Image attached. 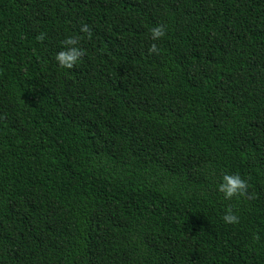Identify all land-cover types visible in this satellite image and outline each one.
Here are the masks:
<instances>
[{"label": "trees", "instance_id": "1", "mask_svg": "<svg viewBox=\"0 0 264 264\" xmlns=\"http://www.w3.org/2000/svg\"><path fill=\"white\" fill-rule=\"evenodd\" d=\"M0 264H264V0H0Z\"/></svg>", "mask_w": 264, "mask_h": 264}, {"label": "clouds", "instance_id": "2", "mask_svg": "<svg viewBox=\"0 0 264 264\" xmlns=\"http://www.w3.org/2000/svg\"><path fill=\"white\" fill-rule=\"evenodd\" d=\"M151 39L156 40L162 38L165 35L166 29L164 25H157L150 30ZM80 32L86 33V38H91V29L87 24L80 26ZM46 38L45 33H40L37 37L38 40L43 41ZM80 42V37L68 36L61 43L64 46L62 50L58 51L54 57L58 64V67L62 69H72L77 61L85 54L80 48L76 47ZM157 46L153 43L150 48V53L157 52ZM248 181L241 178L239 174L225 173L222 176V182L218 184L217 190L221 192L225 199L237 198H250L248 192ZM225 223L236 224L239 222V217L232 212L231 208L226 210V213L222 217Z\"/></svg>", "mask_w": 264, "mask_h": 264}, {"label": "bare ground", "instance_id": "3", "mask_svg": "<svg viewBox=\"0 0 264 264\" xmlns=\"http://www.w3.org/2000/svg\"><path fill=\"white\" fill-rule=\"evenodd\" d=\"M96 40V39H95ZM132 193V192H131ZM85 195V194H84ZM61 224V223H60ZM84 242V241H83ZM73 248V247H72ZM62 253V252H61Z\"/></svg>", "mask_w": 264, "mask_h": 264}]
</instances>
